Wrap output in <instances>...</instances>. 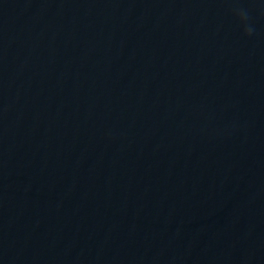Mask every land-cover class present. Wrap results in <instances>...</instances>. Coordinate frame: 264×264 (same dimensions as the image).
<instances>
[{"label": "clouds", "instance_id": "1", "mask_svg": "<svg viewBox=\"0 0 264 264\" xmlns=\"http://www.w3.org/2000/svg\"><path fill=\"white\" fill-rule=\"evenodd\" d=\"M231 5L229 12L238 20L243 34L246 36H253L255 34V27L252 24L251 10L249 8L240 6V0H226ZM264 15V6L259 9Z\"/></svg>", "mask_w": 264, "mask_h": 264}]
</instances>
